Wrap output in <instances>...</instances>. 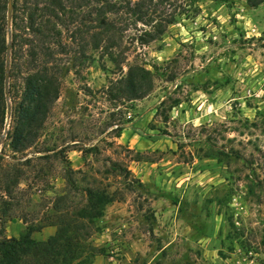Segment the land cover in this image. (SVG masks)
<instances>
[{"label": "rangeland", "instance_id": "rangeland-1", "mask_svg": "<svg viewBox=\"0 0 264 264\" xmlns=\"http://www.w3.org/2000/svg\"><path fill=\"white\" fill-rule=\"evenodd\" d=\"M150 5L155 22L174 21L144 45L149 27L113 17L122 73L144 65L153 82L147 96H110L121 73L85 38L69 59L60 56L74 66L61 76L38 145L16 160L5 118L4 163L30 158L33 167H20L4 237L55 220L56 211L84 226L72 264H264V2ZM86 11L76 27L87 25ZM46 148L59 154L38 158ZM87 188L111 199L94 219L80 217ZM0 196L7 200L1 188Z\"/></svg>", "mask_w": 264, "mask_h": 264}, {"label": "trees", "instance_id": "trees-1", "mask_svg": "<svg viewBox=\"0 0 264 264\" xmlns=\"http://www.w3.org/2000/svg\"><path fill=\"white\" fill-rule=\"evenodd\" d=\"M256 8L264 0H246ZM151 0H11L10 42H7V0H0V139L3 134L7 106H10L9 129L5 134L7 148L16 160V154L25 156L28 150L38 145L45 124L59 98L61 76L68 75L74 64L61 65L60 56L68 59L74 54V44L90 39L93 52H99L121 73L108 87L110 96L124 101L139 100L152 89L151 72L144 65L124 62L120 32L113 17H126L133 24L149 27L139 37L140 44H147L159 38L165 27L155 22ZM87 9L86 24L76 27L78 12ZM155 22V23H154ZM78 41V42H77ZM7 45L10 48L8 76L9 101L5 99V62ZM87 46V45H86ZM86 48V47H85ZM84 56V51H81ZM68 62V61H67ZM38 158L48 159V154H59L55 148L36 151ZM33 160L26 158L18 166L4 163L0 155V264H72L80 256L74 243L75 235L84 228L69 217L58 215L40 225H27L17 238L4 237L5 227L14 217L9 215L13 200L12 189L20 184L24 171L20 167H33ZM118 168V167H117ZM86 206L81 216L94 219L100 216L103 204L111 199L103 190L87 188ZM53 226L56 232L46 241L38 242L31 235L44 227ZM73 234V235H70Z\"/></svg>", "mask_w": 264, "mask_h": 264}, {"label": "water", "instance_id": "water-1", "mask_svg": "<svg viewBox=\"0 0 264 264\" xmlns=\"http://www.w3.org/2000/svg\"><path fill=\"white\" fill-rule=\"evenodd\" d=\"M10 2L11 0H7V23H8V31H7V42L9 44L10 42V15H11V7H10ZM10 48L9 45H7V56H6V66H5V99L8 102L9 101V94H8V70H9V65H10ZM10 120V106H7V114H6V128L8 127V122Z\"/></svg>", "mask_w": 264, "mask_h": 264}, {"label": "crops", "instance_id": "crops-1", "mask_svg": "<svg viewBox=\"0 0 264 264\" xmlns=\"http://www.w3.org/2000/svg\"><path fill=\"white\" fill-rule=\"evenodd\" d=\"M55 232H56V228L49 226V227H45V228L41 229L39 232L33 233L31 235V237L35 241L42 242V241H46L48 238L53 236L55 234ZM19 234H18V236H19ZM18 236H14V238H17ZM7 238H11V236H7Z\"/></svg>", "mask_w": 264, "mask_h": 264}]
</instances>
